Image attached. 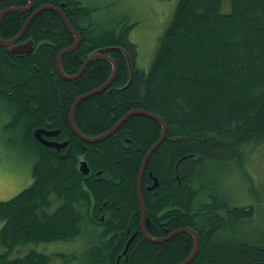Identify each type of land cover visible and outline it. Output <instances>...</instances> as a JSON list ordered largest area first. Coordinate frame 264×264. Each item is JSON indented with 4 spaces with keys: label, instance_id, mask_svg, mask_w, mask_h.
Masks as SVG:
<instances>
[{
    "label": "trees",
    "instance_id": "16d2710c",
    "mask_svg": "<svg viewBox=\"0 0 264 264\" xmlns=\"http://www.w3.org/2000/svg\"><path fill=\"white\" fill-rule=\"evenodd\" d=\"M33 1L32 9L66 3L61 8L80 35L76 49L61 58L66 74H75L100 47L117 46L129 54L133 77L120 88L129 76L126 59L120 50L108 53L117 64L116 76L109 87L78 103L74 119L80 132L103 133L133 108L156 113L166 122V137L142 174L145 216L162 221L168 231L183 227L196 231L199 248L188 264H264V220L255 229L256 236L232 231L252 217L254 207L229 206L216 195L196 204L200 186L193 185L209 167L241 159L244 146L264 142V0H229L227 11L222 10L224 0H178L147 71L135 65L136 45L128 37L134 23L126 18L104 27L92 21L96 8L79 0ZM26 3L0 0V11ZM26 15V11L4 15L0 36L16 35ZM22 39L40 44L23 54L0 46V102L12 116L6 124L9 131L33 156V180L0 201V264H49L45 252L23 253L31 245L16 248L73 240L84 227H90L92 234L85 264L181 262L194 242L184 230L163 242H152L137 232L122 253L137 228L136 182L142 158L159 136V123L132 114L108 137L81 141L69 126L71 104L105 82L111 63L94 59L75 79L62 78L56 57L74 36L51 9L30 20ZM36 126L58 128V139H67L69 146L57 150L40 143L33 134ZM82 157L87 159V173L79 168ZM149 171L157 185L148 189L146 185L153 184ZM151 232L165 234L162 226Z\"/></svg>",
    "mask_w": 264,
    "mask_h": 264
},
{
    "label": "rangeland",
    "instance_id": "374dc122",
    "mask_svg": "<svg viewBox=\"0 0 264 264\" xmlns=\"http://www.w3.org/2000/svg\"><path fill=\"white\" fill-rule=\"evenodd\" d=\"M85 2L96 8L91 13L92 21L101 25H109L120 18H126L134 23L128 37L136 45L135 65L147 71L160 38L173 17L178 0H85ZM227 5L229 0H224L222 10L227 11L224 9L228 8ZM108 91L111 92L110 89ZM11 117L0 102V201L11 198L33 180L31 174L33 156L20 143L19 136L9 131L11 128L6 124L10 122ZM240 150L241 159L229 162L221 168L213 165L203 178L201 175L199 181L193 184L200 186V194L194 201L200 204L216 195L223 197L230 203L229 206L252 205L255 209L252 217L233 226L232 231L256 236L255 229L261 228L264 220V142L244 146ZM205 185L208 186V190L202 191ZM83 229V234L73 240L28 243L18 246L16 251L31 245L23 253L30 249L45 252L50 255L49 264H85L86 250L92 240V234L90 227Z\"/></svg>",
    "mask_w": 264,
    "mask_h": 264
},
{
    "label": "bare ground",
    "instance_id": "6f19581e",
    "mask_svg": "<svg viewBox=\"0 0 264 264\" xmlns=\"http://www.w3.org/2000/svg\"><path fill=\"white\" fill-rule=\"evenodd\" d=\"M28 4H29V1H28ZM26 5V6H21L20 7V9L19 10H14V11H27V10H29V9H31L32 7L31 6H29V5ZM33 5H34V2H33ZM44 5H48L50 8H45V9H51V10H54V7H57L61 12H62V14H59V16L61 17V19H62V21H63V23L65 24V26L67 27V29L69 30V32L74 36V42L70 45V46H68V47H66V48H63V49H61L59 52H58V54H57V57H59V58H57L56 57V66H57V70H58V72H59V74H60V76L62 77V78H64V79H75L76 77H78L83 71H84V69H85V67L87 66V64L89 63V62H91L92 60H94V59H99V58H101V59H105V60H107V61H109L110 63H111V65H112V67H111V73H110V75L108 76V78L105 80V82L103 83V84H101L99 87H97V88H94V89H92V90H90V91H88V92H86V93H91L90 95H92V94H94V93H98V92H100V91H102V90H104V89H106L111 83H112V81L114 80V78H115V76H116V73H117V64H116V62H115V60L108 54L109 52H111V51H115V50H120L122 53H123V55H124V57H125V59H126V62H127V66H128V68H129V76H128V80L125 82V84L123 85V86H121L120 88H125L130 82H131V80H132V77H133V69H132V65H131V61H130V57H129V54L127 53V51L124 49V48H121V47H117V46H105V47H100V48H97V49H95L84 61H83V63L84 64H86V66L85 67H83L82 65H83V63L81 64V67H80V69L75 73V74H72V75H69V74H66L65 73V71H64V69H63V67H62V63H61V58H62V55L64 54V53H66V52H68V51H72V50H75L76 49V47L78 46V44H79V42H80V35L78 34V32L72 27V25L70 24V22H69V20L67 19V17H66V15L64 14V12L61 10V8H60V6H58V5H53V4H42V6H44ZM41 6V5H40ZM39 6V7H40ZM6 8H9V7H5L4 9H2V10H6ZM39 9V8H38ZM45 9H43V10H45ZM1 10V11H2ZM0 11V12H1ZM14 11H6L5 13H4V15H6L7 13H9V12H14ZM40 11H42V10H40ZM39 10H34L33 12H32V14L30 15V16H32L31 18H30V16L26 19V21L24 22V24L22 25V27H21V29H20V31L13 37V38H19L22 34H23V32L25 31V29H26V27H27V25L29 24V22H30V20L35 16V15H37L39 12H40ZM55 12H57V10H54ZM3 15V16H4ZM2 16V17H3ZM65 17H66V22H67V24L69 25V26H67L66 25V22H65ZM2 20V19H1ZM29 22H28V21ZM0 38H1V40H3V41H8V40H11V39H13V38H11V39H3L1 36H0ZM17 41V40H16ZM16 45H23V47H21V51H14L13 52V47L14 46H16ZM0 46H2V45H0ZM2 47H7L11 52H13V53H19V54H23V53H27V52H31L32 51V49H33V41L32 40H28V41H25V42H22V43H17V44H15V41L10 45V44H8V45H5V46H2ZM92 59V60H91ZM115 71V74H114V76L113 77H111L112 76V74H113V72ZM62 73H63V75H62ZM89 95V96H90ZM80 96H82V98H80L79 99V101L77 102V101H75L78 97H80ZM88 97V96H87ZM84 98H86L85 96H83V94H81V95H79V96H77L76 98H75V100L72 102V104H71V107H70V110H69V116H68V118L71 116V115H73V117L75 116V110H76V107H77V105H78V103L82 100V99H84ZM132 114H141V115H145V116H148L149 118H152L151 117V114H153L154 115V118H152V119H154L156 122H158L159 123V125H160V133H159V136H158V138L156 139V141L155 142H153L152 144H151V146L148 148V150L146 151V153L144 154V156H143V159H142V162H141V165H140V170H139V174H138V179H137V198H138V201H139V204H140V209H141V222L143 221V219H144V216H145V205H144V203H143V199H142V195H141V179H142V174H143V171H144V168H145V165H146V162H147V160H148V158H149V156L152 154V152L156 149V147L164 140V138L166 137V134H167V132H166V134L164 135V137H162V134H163V128L165 127V128H167V125H166V122L164 121V119L161 117V116H159L158 114H156V113H153V112H150V111H147V110H143V109H137V108H133V109H130L129 111H127L113 126H111L108 130H106L105 132H103V133H100V134H98V135H100V138L99 139H95L93 136H88V137H90L88 140L87 139H81L79 136H78V138L81 140V141H84V142H88V143H93V142H97V141H100V140H102V139H104V138H106V137H108L109 135H111L112 133H114L116 130H118L119 129V127L121 126V124L122 123H124V121L130 116V115H132ZM68 121H69V119H68ZM74 122H75V119H74ZM76 128H77V126H76ZM71 130H72V128H71ZM77 130L78 131H80L78 128H77ZM41 131H44L46 134L48 133V134H51V135H54V134H56L57 133V131H50V132H47L46 130H43L42 128H36L35 130H34V132H33V134H34V136L37 138V139H39L40 141H42V142H44V143H46V144H48V145H50V143L51 142H46L45 140H44V138L41 136ZM72 132H73V130H72ZM40 133V138H38L37 137V135ZM74 133V132H73ZM82 133V132H81ZM75 134V133H74ZM83 134V133H82ZM85 135V134H84ZM85 136H87V135H85ZM95 136H97V135H95ZM163 138V139H162ZM52 144H53V146H55V147H61V146H63L65 143H55V142H52ZM82 162H86V160L85 159H82L81 161H80V163H79V166H80V164L82 163ZM87 164V163H86ZM88 166V165H87ZM153 184L152 185H157V179H156V177H154L153 178ZM140 195V196H139ZM187 228H191V227H183V228H178V229H176V230H174L173 232H171L170 234H169V236H167L166 238H163V239H161V238H153V237H151L150 235H148L147 233H146V230H145V228H144V226H143V222L141 223V229H142V233H143V235H144V237L145 238H147L148 240H150V241H152V242H159V241H162V240H165V239H167V238H169L170 236H172L173 234H176V233H179V232H181L182 231V229H184V231H187L186 229ZM196 232V231H195ZM191 234V233H190ZM134 237V235H132L130 238H128V240H127V242H126V244H125V246L126 245H128L129 243H130V241L132 240V238ZM199 238V237H198ZM199 248V247H198ZM124 250V249H123ZM193 250H194V248H192V250H191V252H190V254L186 257V258H184L181 262H179V263H177V264H188L192 259H193V257L196 255V253H197V251H198V249H197V251L195 252V254L193 253ZM122 253H123V251H122ZM188 258H190L189 260L190 261H188L187 262V259Z\"/></svg>",
    "mask_w": 264,
    "mask_h": 264
},
{
    "label": "flooded vegetation",
    "instance_id": "af4514ba",
    "mask_svg": "<svg viewBox=\"0 0 264 264\" xmlns=\"http://www.w3.org/2000/svg\"><path fill=\"white\" fill-rule=\"evenodd\" d=\"M80 2H82V5L83 6H85V7H90L88 4H86V2H85V0H79ZM61 4L59 5L60 6V8L61 7H66V3L65 2H60ZM28 3H26L24 6H26ZM64 7V8H65ZM33 8V7H32ZM31 8V9H32ZM68 8V12H69V10L71 9V6H68L67 7ZM70 8V9H69ZM29 9V10H27L26 11V13H27V15H26V19L32 14V12L34 11V10H36V9ZM31 10V12L29 13V11ZM61 10H62V8H61ZM63 11V10H62ZM71 11V10H70ZM14 12H18V11H14ZM19 12H25V11H19ZM65 14V13H64ZM26 19H25V21H26ZM24 21V22H25ZM24 24V23H23ZM67 28V27H66ZM21 29V28H20ZM20 31V30H19ZM18 31V32H19ZM24 35V32H23V34L17 39V41H15V44H17V43H22V42H25V41H28V40H23L22 39V36ZM15 36V35H14ZM14 36H12L11 38H13ZM3 38V37H2ZM11 38H3V39H11ZM30 40H32L33 41V49H34V47H36L37 46V44H40L39 42L38 43H35V41H34V39H30ZM7 48V47H6ZM32 49V50H33ZM61 50V49H60ZM69 52V51H68ZM67 53V52H66ZM16 54H19V53H16ZM65 54V53H64ZM63 56V55H62ZM69 75H72L71 73H69ZM109 87V86H108ZM112 88V87H111ZM111 88H108V89H110V91L112 92V89ZM116 88V87H115ZM36 128H42L43 130H46L47 132H50V131H57V133L56 134H54V135H51V134H46L44 131H42L41 132V136L44 138V140L46 141V142H55V143H65L63 146H61V147H55V146H53V145H48V144H46V143H44V142H42V141H40L39 139H37L40 143H42V144H44V145H46V146H49V147H54V148H56L57 150H61V149H63V148H67V146H69L68 145V140L67 139H61V140H59L58 139V135H59V129L58 128H49V127H46V126H36ZM36 128H34V130L36 129ZM71 129V128H70ZM34 130H33V132H34ZM72 131V130H71ZM66 138H68L67 136H65ZM81 160L82 159H85V160H87L86 159V157L85 158H80ZM142 162V161H141ZM141 165V164H140ZM149 175H151V178L153 179L154 178V176H152V173L149 171V173H148ZM110 177V175H108V178ZM98 179H100V176L98 177ZM154 181V180H153ZM138 182V181H137ZM137 182H136V199H137V202H138V204H139V201H138V198H137ZM142 182V181H141ZM149 185L147 186L146 185V188H148L149 189ZM142 186H141V195H143V193H142ZM142 199H143V197H142ZM143 203H144V201H143ZM139 206V210H140V214H139V217H138V224H137V228L133 231V233H132V235H134V237L136 236V234H137V232H138V235H141V237H143V238H145L144 237V235H143V233H142V229H141V223L143 222V226H144V228H145V230H146V233L148 234V235H152L151 237H153V238H161V239H163V238H166L167 236H169V234L171 233V232H173L174 230H172V231H168V228H166V226H163L162 225V221L161 222H159V223H156V222H154L153 220H150L149 219V217H147V216H145V218L143 219V221L141 222V209H140V204L138 205ZM104 215H105V213H102V215L100 216V219H103L104 218ZM166 221H168V219L166 220ZM163 224H165V222H163ZM162 226V228H163V230H164V235H160V236H156V235H154V234H152V232H151V228L152 227H161ZM148 227V228H147ZM157 231H158V228H155ZM166 229V230H165ZM168 231V232H167ZM179 233H181V232H179ZM176 234H178V233H176ZM131 235V236H132ZM173 235H175V234H173ZM172 235V236H173ZM130 236V237H131ZM172 236H170L169 238H167V239H165V240H168V239H170ZM129 237V238H130ZM134 237L132 238V240L134 239ZM145 239H147V238H145ZM128 240V239H127ZM132 240L130 241V243L132 242ZM148 240V239H147ZM165 240H162V241H159V242H163V241H165ZM129 243V244H130ZM193 244H194V242H193Z\"/></svg>",
    "mask_w": 264,
    "mask_h": 264
},
{
    "label": "water",
    "instance_id": "95a60500",
    "mask_svg": "<svg viewBox=\"0 0 264 264\" xmlns=\"http://www.w3.org/2000/svg\"><path fill=\"white\" fill-rule=\"evenodd\" d=\"M29 1V6H31V7H33L34 5H33V0H28ZM39 8V9H38ZM37 8V10H43V9H45V8H50L48 5H44V6H40V7H38ZM20 9V6H10L9 8H6V10H2L1 12H0V22H1V19H2V16L4 15V13L6 12V11H14V10H19ZM54 10H57V13H59V14H62V12L57 8V7H54ZM32 16H30V18H31ZM28 21V20H27ZM29 22V21H28ZM65 22H66V17H65ZM66 25L67 26H69L68 24H67V22H66ZM18 38H13V39H11V40H8V41H3V40H1V38H0V45H2V46H5V45H8V44H12L14 41H16ZM21 47H23V45H16V46H14L12 49H13V52L14 51H21L22 49H21ZM57 58H59V57H57ZM92 60V59H91ZM83 67H85L86 66V64H84L83 63V65H82ZM114 74H115V71L113 72V74H112V76L111 77H113L114 76ZM62 75H63V73H62ZM91 93H84L83 94V96H85V97H87V96H89ZM80 98H82V96H80V97H78L75 101H79V99ZM151 117L152 118H154V115L153 114H151ZM69 126H70V128H72V130H73V132L75 133V135L76 136H79L81 139H89L90 137H88V136H85L84 134H82L80 131H78L77 130V128H76V125H75V122H74V117H73V115H71L70 117H69ZM42 132V131H41ZM40 132V133H41ZM166 132H167V128H163V134H162V137H164V135L166 134ZM40 133L37 135V137L38 138H40ZM95 139H99L100 138V135H97V136H93ZM163 139V138H162ZM50 145H53L52 144V142L50 143ZM79 168H80V170L82 171V172H84V173H87L88 171H89V168H88V166H87V164H86V162H82L81 164H80V166H79ZM153 187V185L152 186H150L149 188H152ZM140 196V195H139ZM182 230H184V229H182ZM189 233H191V235H192V237H193V241H194V244H193V248H194V250H193V253L195 254V252L197 251V249H198V247H199V238H198V235H197V233L195 232V230L194 229H192V228H187L186 229ZM129 245V244H128ZM128 245H126L125 246V248H124V250H123V252H125L126 251V249H127V247H128ZM190 258H188L187 259V262L188 261H190L189 260Z\"/></svg>",
    "mask_w": 264,
    "mask_h": 264
}]
</instances>
